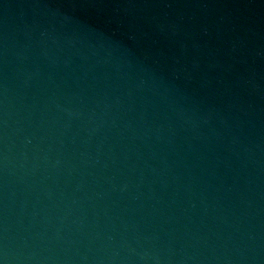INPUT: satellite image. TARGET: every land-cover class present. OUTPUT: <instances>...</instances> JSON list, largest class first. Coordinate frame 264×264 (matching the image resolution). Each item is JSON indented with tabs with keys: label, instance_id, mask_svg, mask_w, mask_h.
Returning a JSON list of instances; mask_svg holds the SVG:
<instances>
[{
	"label": "water",
	"instance_id": "obj_1",
	"mask_svg": "<svg viewBox=\"0 0 264 264\" xmlns=\"http://www.w3.org/2000/svg\"><path fill=\"white\" fill-rule=\"evenodd\" d=\"M0 264H264V0H0Z\"/></svg>",
	"mask_w": 264,
	"mask_h": 264
}]
</instances>
